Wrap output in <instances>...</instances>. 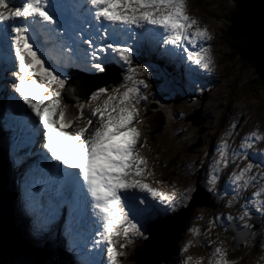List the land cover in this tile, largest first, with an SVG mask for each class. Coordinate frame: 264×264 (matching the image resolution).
<instances>
[{
  "label": "snow or ice",
  "instance_id": "1",
  "mask_svg": "<svg viewBox=\"0 0 264 264\" xmlns=\"http://www.w3.org/2000/svg\"><path fill=\"white\" fill-rule=\"evenodd\" d=\"M85 25L92 29L87 35ZM146 25L154 26L161 37L164 54L175 56L182 51L192 65L203 69L212 65L209 48L204 46L212 37L187 15L186 0H0L2 71L14 77L12 88L16 94L9 96L10 106L31 136L38 138L33 142L40 144L42 166L51 181L48 210L43 220L33 224V234L45 233L65 204L73 213H78L83 204L91 209L93 231L99 237L93 238L92 248L106 250L107 264H119L122 253L117 252V245L123 249L134 237L148 239L145 222L159 212L178 211V205L195 193V189H189L178 201L153 188L146 182L153 173L137 152L140 132L134 122L141 123L137 106L146 99L142 89L149 87L138 76L151 73L148 67L133 64V49L126 42H118L117 37L126 33L134 38L131 26L145 29ZM98 40L103 41L99 46ZM111 64L119 65L124 83L113 88L111 94L105 88L92 93L93 100L107 95L88 114L98 117L94 131H88L93 125L91 118L84 126L73 128L85 117V105L76 104V113L70 114L69 105L60 103L61 90L72 97V89L66 88L69 75L64 69L75 67L87 73L107 74ZM253 140H264V134L250 133L241 148H251ZM226 148V143L219 146L222 159L217 164H227ZM252 167L248 164L233 174L232 183L237 189H246L250 180H256L249 176ZM259 175L264 181V173ZM252 200L259 205L257 211L264 213V183ZM33 205L34 198L29 196L27 206L31 209ZM75 251L83 257L82 264H105L103 260L88 259L91 253L87 245ZM192 260L188 257L185 264ZM195 264L202 262L196 260ZM207 264L232 262L217 247Z\"/></svg>",
  "mask_w": 264,
  "mask_h": 264
},
{
  "label": "rangeland",
  "instance_id": "2",
  "mask_svg": "<svg viewBox=\"0 0 264 264\" xmlns=\"http://www.w3.org/2000/svg\"><path fill=\"white\" fill-rule=\"evenodd\" d=\"M186 5L187 15L196 19L198 25L202 28H206L212 37V39L207 41L204 46L209 48V56H211L213 63L208 69L201 70L199 76H196L195 74H186L185 76L180 75V77L170 72L169 69L171 67L162 66L164 73H160V71L157 69L156 71L158 75H156V71L154 69L155 66H148L151 74H142L138 76L139 79L145 80V82L149 85L148 89H142V95H144L146 97L145 100L148 101V99L153 98L151 96L153 93L152 89H156V92L153 93V96L158 99V104L164 111L163 114L167 116V127L165 128V132L163 134L158 135L157 138H153L151 135H149L146 126L141 125V123H136L137 125L135 126L140 132V143L138 142L141 152L140 154L147 160L148 171L153 173V175L150 176V179L148 178L146 180L147 183L150 185H163L171 178H180L183 182L181 181L179 183L183 184L181 187L184 188L186 192L189 189H195L196 182L199 180L198 175H201L202 180H199V182L203 184L208 191L211 189L210 192L213 196L216 195L214 198L217 202V207L208 208L206 206H197L194 209L193 215L188 220L181 239L177 242L178 249L168 264H175L180 261L181 246L183 242L186 241L188 233L191 234V227L189 223L195 218L196 220L200 218L202 223L199 222V229L197 228L195 232L192 233L193 235L191 234V237L188 236L191 240L189 244L190 257L193 253L202 252L203 250L207 249L208 247H205V244H207L206 239H211L210 248H222L226 252V256L229 260H236L237 264H260V262H264V259L259 257L257 259L260 260H255L254 257H258L260 253L264 252V243L262 241L264 240V215L262 212L257 211V207L259 205L256 201L252 200V195L254 192L258 191L261 184L264 183V181L260 180L259 175L264 173V168H262L263 156L261 155V153L264 152V148H262V150L257 149L256 153L251 156V158L253 157L251 160L249 157V155H251V150L247 149V151L241 152L238 147L240 145L239 143L242 141V138L248 136L250 133H260L262 131V134H264V81H258V75L256 74L255 69L252 68L248 63L243 62L240 59L238 52L237 54L234 53L233 46L226 39L231 25L230 15L235 8L233 0H186ZM178 60L179 59H176L175 61L173 60L171 62H178ZM4 66L5 65L3 62L1 68ZM3 74L5 75L6 73L3 72ZM186 76H191L197 80L194 88H189L188 86L185 87L183 85V78ZM1 77H3V75H1ZM171 79H175L180 84L179 87L173 86V81ZM209 80L210 82L212 80V82L217 81V83L220 82L223 83V85L225 84L223 86V91L220 93L215 92L214 89L208 90L209 84H206V82L210 83ZM123 81L124 80L113 86L111 89L123 84ZM94 83L96 82L94 81ZM111 83L113 82H110V84ZM80 89L81 91L85 90L83 89L82 85H80ZM176 90L182 92L180 95L183 97L187 95V100L178 96ZM111 92L112 90L106 91L107 94H111ZM177 99H180V102H176ZM100 101V98L99 100L91 99L89 103H86L84 109L85 114L88 115L94 109L93 107L95 104L103 103V101ZM60 102L61 104L66 103V98L64 95L62 98L60 97ZM206 103H209L212 107L217 105L215 112L213 111L214 113L211 114L209 109L204 106ZM144 105V100H142L137 106L139 110V119L140 114L143 118L142 113L144 111ZM231 110L233 111L229 112ZM196 112L200 115V119H197V121H200V123H196L190 118ZM227 113L228 115H226ZM225 116L227 117L226 120H224ZM87 119L88 117H86L84 120L75 122L74 125H82L83 123H86ZM93 124H95V121H93ZM146 124H149V122H146ZM202 128H204V130H202ZM222 131L224 133L226 132L225 140L230 144L227 150H225L224 159L227 161L226 165L224 163L215 164V158L210 155V143L213 140H218L220 132ZM3 132L5 131H3V129L0 127L1 143L4 142ZM229 132L232 133L231 136L227 135ZM260 143L262 145L261 141H257V144ZM8 147L9 144L6 143L5 149ZM234 152L236 155H233ZM259 154L260 157H257ZM21 155H17L16 157L18 158V156ZM220 157L221 156L218 155L219 161L222 159ZM8 159L10 160V152H8V155L5 158L7 163ZM191 159H194L195 162L192 163ZM207 160L211 161V168H208L209 165L207 166ZM248 164L253 165L249 176H255L256 180H250L246 189H237L236 185L231 183L232 190L230 191V189L227 187V182L232 181L233 174L246 167ZM216 166H218L217 170ZM7 169H9L8 164ZM214 169L218 171V175L215 173ZM12 173L14 174V172ZM159 175H162V177ZM210 179L212 180V183H209ZM245 179H248V177L246 176ZM253 181L256 182L255 187L253 186ZM0 182L2 183L1 176ZM223 192L229 193L223 194ZM192 195L193 194H189L187 200L180 203L178 208H181L183 205H187L192 199ZM205 197L206 196H204V198ZM252 202L254 204H252ZM4 208L5 203L0 195L1 218ZM220 211H224L226 218L229 216H233L234 218L231 221L226 219L218 224L216 223L215 219L219 213H221ZM245 212H247L246 216L244 215ZM255 214H257L262 220L259 228L257 230L253 229L246 242H244L240 248L234 250L232 243V239L234 237L231 235L227 236V225L229 223L235 222V226L238 229H243L245 227L252 228L255 226V223L251 221V218ZM204 215L207 216L209 220ZM237 215H242L244 217V222L238 221L235 218ZM154 219H151L143 224V229L145 230V235L147 237L148 223ZM10 220L14 226L18 227L19 220L13 217L11 213ZM19 225L21 228H23L22 223ZM1 226H3L2 223ZM217 226L218 228H216ZM63 228L65 229V225ZM258 230L259 232H257ZM205 231H207V233H205ZM28 234H31L27 233V238L31 242L33 235L28 236ZM144 240L145 239L141 237H134L132 242L129 243L126 248L122 249L119 247V250L122 253L120 257V263L136 264L134 253L139 245V242L141 241L143 244ZM3 241L5 242V239H3ZM192 250L194 252H192ZM8 253H11L13 257L10 263L7 264H34L28 256L23 255L19 251L14 252L13 249H10L8 250ZM16 253L21 254L25 260H27V263L19 260V257L16 256ZM151 258H153V256ZM161 264L165 263L162 262Z\"/></svg>",
  "mask_w": 264,
  "mask_h": 264
},
{
  "label": "water",
  "instance_id": "3",
  "mask_svg": "<svg viewBox=\"0 0 264 264\" xmlns=\"http://www.w3.org/2000/svg\"><path fill=\"white\" fill-rule=\"evenodd\" d=\"M235 4L234 10L231 12L230 20L231 25L228 31L230 38L236 42V49L240 55V59L248 63L255 69L256 74L260 82L264 81V0H233ZM111 67L108 68V70ZM108 74V73H107ZM104 76V75H102ZM78 78L76 75L73 80ZM70 81V84L73 82ZM119 79L108 84V81H104V85L111 87L117 84ZM98 85V84H97ZM98 86L92 88L86 93V97L73 98L69 97L66 93L67 101L74 104L82 100H86L89 94H91ZM176 102H180L177 99ZM194 122L200 123L197 119H200L199 113H194L190 117ZM204 188L197 184L195 193L193 194L194 200L189 207H183L171 214L164 220L152 223L147 228L148 239L143 242L142 252H148L149 257L152 259L143 260L145 258L140 255L139 264H161L162 262H169L177 242L182 236L185 226L187 224V217L194 211L196 206L204 204ZM215 197V196H209ZM206 198V197H205ZM211 206L210 203L205 204ZM181 211V212H180ZM180 212V213H179ZM179 213V214H178ZM226 231L227 236L231 235L234 238L233 249L237 250L240 245L246 242L248 234L244 229L235 228V223H230ZM232 228L237 229L235 236L232 235ZM198 244V243H197ZM165 253L164 255H161ZM141 259V260H140Z\"/></svg>",
  "mask_w": 264,
  "mask_h": 264
},
{
  "label": "bare ground",
  "instance_id": "4",
  "mask_svg": "<svg viewBox=\"0 0 264 264\" xmlns=\"http://www.w3.org/2000/svg\"><path fill=\"white\" fill-rule=\"evenodd\" d=\"M196 20V19H195ZM203 23H204V21H203ZM153 30H150V32H152ZM121 35H123V34H121ZM232 39V38H231ZM232 40H234V39H232ZM235 41V40H234ZM235 44H236V42H235ZM191 47V46H190ZM177 57H179V58H181V59H183V61L184 62H188L187 61V59H186V54H184L182 51H181V53L180 54H178L177 55ZM183 57V58H182ZM211 57V56H210ZM3 59V58H2ZM175 61V60H174ZM179 61V60H178ZM170 63H172V64H176V62H170ZM163 66V65H162ZM164 67V66H163ZM168 67H171V66H168ZM2 69L3 68H1V71H2ZM118 71H120V70H115L114 68H111V69H109L108 70V74L110 75V74H114L115 72H118ZM167 72V71H166ZM208 72V71H207ZM192 74H195L196 76H199V74H200V71L198 70V69H194L193 70V72H192ZM0 75H3V77L5 76L4 74H3V71L2 72H0ZM169 76V75H168ZM202 78V77H201ZM203 79V78H202ZM205 79H207V78H205ZM183 85L186 87V86H188L189 88H194L195 87V85H196V79L195 78H193V77H191V76H186L185 78H183ZM209 82H210V80H209ZM205 83V82H204ZM71 84H74V88H73V93L74 94H81V93H87L88 91H90L92 88H95V86L97 85V83H94V80H92V79H84V78H80V77H78L76 80H73V82L71 83ZM206 84H209L208 86H209V88H208V90H213L214 89V91L215 92H222L223 91V86L225 85H223V83H217V81L216 82H212V80H211V82L210 83H207L206 82ZM80 85H82V87H83V89H85L84 91H81V89H80ZM190 85V86H189ZM45 94H47V93H45ZM218 94V93H217ZM3 97L4 98H7V96H6V94L3 92ZM107 96L106 95H104V96H101L100 97V99H101V101H103L105 98H106ZM210 97H211V95H210ZM100 101V102H101ZM61 103V102H60ZM98 104H102V103H97V104H95L94 105V107L93 108H95ZM204 106H206L208 109H209V112L212 114V113H214L215 112V110H216V106L214 107H212L209 103H206V104H204ZM230 106V105H229ZM229 109V108H228ZM232 109V108H231ZM180 110V109H179ZM214 111V112H213ZM233 110H231V111H229V112H232ZM228 112V113H229ZM228 113L226 114V115H228ZM16 115H18V114H16ZM86 117H88V119L89 118H91L93 121H95V124H93V127H92V125L91 126H89V128H88V131L89 132H91V130H93L94 128H95V126H97V124H98V118H96V117H89L88 115H86L85 114V117L82 119V120H84ZM225 119L224 120H226L227 119V117L225 116L224 117ZM213 119V118H212ZM177 121V120H176ZM84 124L85 123H83L82 125H78V124H75V125H73V128L74 127H77V126H80V127H82V126H84ZM254 124H257V123H254ZM6 125V124H5ZM181 126V125H180ZM136 127V126H135ZM177 127V126H176ZM183 127V126H182ZM2 129H3V131H6V129H4L3 127H1ZM24 129V128H23ZM202 130H204V128H202ZM224 130V129H223ZM24 131H25V129H24ZM183 131V130H182ZM30 132V131H29ZM226 133V132H225ZM225 133L222 131V132H220V136H219V138H218V140H213L210 144H211V150H210V155L213 157V158H215V164H216V162L217 161H219V158H218V155H220V152L218 151V148H219V146L220 145H222V144H227V148L230 146V144L225 140L226 139V136H225ZM261 134H262V131L260 132ZM31 134V133H30ZM218 136V135H217ZM24 138H26V134H25V136H23ZM35 139H37L38 140V138H35ZM214 139V138H213ZM24 140V139H23ZM146 140V139H145ZM243 140H244V137L242 138V141L239 143L240 145H239V149L241 150V152H244V151H247V149H249V150H251L250 151V153H251V155H249V157H250V159L252 160V158H251V156L252 155H254V153H256V150L257 149H261L262 150V148H264V140H260L261 142H262V145H261V143L260 144H257V141H255V140H253L251 143H252V147L251 148H248L247 146H245L244 148H241V144H242V142H243ZM145 142V141H144ZM22 145V147H24V149H25V151L24 152H22V156L21 157H25V156H28V157H30V155H29V153L31 152V153H34V151H32V146L29 148L26 144H24V143H22L21 144ZM199 145V144H198ZM33 148H34V150H35V153H37L39 150H40V146H39V144H37V143H34L33 144ZM227 148L225 149V150H227ZM264 150V149H263ZM0 151H3V154H4V157H3V162H6L5 161V158H6V156L8 155V151H7V149H5V148H2V150H0ZM30 153V154H31ZM34 153V154H35ZM139 155H141L140 153H139ZM260 155V154H259ZM221 158V157H220ZM256 158V157H255ZM17 160L19 159L20 160V157L19 158H16ZM256 160V159H255ZM191 161H192V163H194L195 162V160L194 159H191ZM258 161V160H257ZM262 161H264V156H263V160ZM182 162V161H181ZM180 162V163H181ZM188 162V161H187ZM260 162V161H259ZM183 163V162H182ZM186 163V162H185ZM207 166H208V168H211L212 167V163H211V161L210 160H207ZM263 163V166H262V168H264V162H262ZM5 164V163H4ZM220 164V163H219ZM12 165H14L13 163H12ZM24 165V164H23ZM222 166V165H221ZM217 168H218V166H216V170H217ZM25 170V166H23L22 167V172ZM215 170V173H217V175H218V171H216ZM221 170V169H220ZM257 172V171H256ZM258 173V172H257ZM217 175H215V176H217ZM13 176H16V177H21V176H18V174H16V172H14V174H13ZM198 178H199V180H202V176L201 175H198ZM221 178V177H220ZM199 180L196 182V185L197 184H199V185H201V186H203V188H204V191H205V193H204V196H206V198H204V204L203 205H200V206H206V207H208V208H215V207H217V202H216V200H215V198L214 197H209V196H213L212 195V193L210 192V191H208L205 187H204V185L203 184H201L200 182H199ZM182 180L180 179V178H175V179H173V178H171V179H169V181L167 182V183H165V184H163V185H151L153 188H155V189H157L158 191H160V192H163V193H165V194H167V195H173V196H175L176 197V199L178 200V201H180L181 200V197H182V195H183V193H185V190H184V188H182L181 186L183 185L182 183H179V182H181ZM183 182V181H182ZM179 183V184H178ZM185 183V182H184ZM228 183V185H227V187L230 189V191L232 190V185H231V183H232V181H230V182H227ZM253 183H254V187H255V184H256V182L255 181H253ZM25 185L27 186V187H29L30 189H33V190H35V189H37L36 187H34V186H30L29 184H27L26 182H25ZM220 185V184H219ZM225 185V184H224ZM223 188V187H222ZM195 189H196V187H195ZM221 189V188H220ZM228 190V189H227ZM229 191V192H230ZM227 192V191H226ZM228 192V193H229ZM228 193H225V192H223V194H228ZM194 194V193H193ZM194 198V196L192 195V199L188 202V204L187 205H183V206H181V208H183V207H189V206H191L192 204V202H193V199ZM206 199V200H205ZM149 200H150V198H149ZM151 202V201H150ZM207 203H210L211 204V206H207V205H205V204H207ZM252 204H254L253 202H252ZM199 206V207H200ZM64 207L67 209V214H69L70 213V209H69V207H68V205L67 204H65L64 205ZM160 208H163L164 206L163 205H161V206H159ZM197 207V206H196ZM202 209V208H201ZM80 211H82V212H86V208L84 207V205L83 204H81V206H80V210H79V212L78 213H70V216L72 217V219L74 220V223L76 224V225H82V224H84V225H87V230H86V233H85V235L83 236V237H86L87 235H88V233H93L94 231H93V229L95 228V225L94 224H92L91 225V223L89 222V218H87V217H85V216H79L80 214ZM181 212V211H180ZM179 212V213H180ZM205 212H208V211H205ZM221 213H219V215L216 217V219H215V221H216V223H218V224H220L221 223V221H224V220H226L227 218H226V216L224 215V211H220ZM223 212V213H222ZM170 213H173V212H169V214ZM178 213V214H179ZM201 213V212H200ZM208 213H210V212H208ZM164 216L165 215V213H163V212H159V214L157 215V216H162V215ZM263 215H264V213H262ZM192 215H193V212H191L190 213V215L187 217V222H188V220L192 217ZM202 215V214H201ZM211 215H213V214H211ZM156 216V217H157ZM205 216V215H204ZM242 215H237L235 218L238 220V221H240V222H244L243 221V219H244V217H243V219L241 220V217ZM35 217V216H34ZM205 217H207V216H205ZM240 218V220H239V218ZM232 218H234L233 216H232ZM35 219V218H34ZM205 219V218H204ZM207 219H208V217H207ZM209 220V219H208ZM212 220V219H211ZM251 221H253L254 223H255V226L254 227H252V228H249V227H245V228H243L244 230H245V232L248 234V236L246 237V240H247V238L249 237V235L251 234V232H252V230L254 229V230H257L258 228H259V226H260V224H261V219L259 218V216L257 215V214H255L252 218H251ZM202 223V220H200V218H198L197 220H196V218L195 219H192L191 221H190V223H189V225H190V227H191V229H190V232H191V234L192 233H194L195 232V230L198 228V223ZM212 222H214V221H212ZM60 223H63V221H61ZM211 223V222H210ZM233 223V222H232ZM235 223V222H234ZM34 224V221H32V220H29V225H33ZM203 224H205V223H203ZM209 224V223H208ZM230 224V223H229ZM228 224V225H229ZM236 224V223H235ZM227 225V226H228ZM202 227V226H201ZM205 227H207V226H205ZM211 227V226H210ZM84 227L82 226V229H83ZM212 228V227H211ZM216 228H218V226L216 227ZM229 227H227V229H228ZM235 228H237L236 226H235ZM235 228H232V230H233V232H231L232 233V235H234L235 236V234H236V232L238 231L237 229H235ZM199 229V228H198ZM202 229V228H201ZM227 229H226V231H227ZM194 230V231H193ZM208 230H209V228H208ZM29 231H31L30 229H29ZM199 231V230H198ZM217 231V230H216ZM219 232H220V230H219ZM257 232H259V230L257 231ZM257 232H256V234H257ZM196 233H197V231H196ZM205 233H207V231H205ZM191 234H189L188 233V235H187V237H186V241H184L183 242V244H182V246H181V250H180V254H181V258H180V261H178L177 263H175V264H185V262L186 261H188V257H190V254H189V244H190V242H191V240L189 239V237H191ZM69 236L68 237H70V239H74V243H73V245H71V246H69L68 244H69V241H68V238H67V254L69 255V256H67V258H70V257H73L75 254H76V251H75V249H76V237H75V235H74V237L72 236V235H70V232H69V234H68ZM193 235V234H192ZM214 235V234H213ZM213 235H211V236H213ZM28 236H31V235H29L28 234ZM189 236V237H188ZM263 236V235H262ZM81 240V238H77V241H80ZM211 240V239H210ZM210 240H208V239H206V241H207V244H205V247H208L207 249H205V250H203L202 252H196V253H193V254H191V257L193 258V260H192V262H191V264H195V261L196 260H200L201 262H202V264H207V262H208V260L210 259V258H212V252L211 251H213L214 249H212V248H210ZM66 241V240H65ZM145 241V240H144ZM143 241V242H144ZM213 241V240H212ZM263 241V243H264V240H262ZM209 243V244H208ZM84 245H87V242H85L84 244H83V246ZM82 246V247H83ZM88 246V245H87ZM139 246V245H138ZM142 246H143V244L141 245V247H140V249L139 250H137V248H136V251H135V253H134V258L136 259V264H139V258H140V255H143L145 258H142L143 260H146L148 257H149V253L147 252H142ZM81 247V248H82ZM212 247V246H211ZM217 248V247H216ZM116 250H117V252H119V253H121L120 252V250H119V246L117 245V248H116ZM192 252H194L193 250H192ZM91 253V252H90ZM165 253H163V254H161V255H164ZM78 256L82 259V261H83V257L81 256V255H79L78 254ZM13 257V256H12ZM259 257H262L263 259H264V252H262V253H260L259 254V256L258 257H254V259L255 260H260V259H257V258H259ZM67 258H65L64 259V261L65 262H67ZM151 258V257H150ZM89 259H94V258H89ZM152 259V258H151ZM228 259V258H227ZM141 260V259H140ZM229 260V259H228ZM170 261V260H169ZM230 262H232V264H237V261L236 260H229ZM163 263H165V264H168L169 262H163ZM264 264V262H260V264ZM107 264V263H106ZM119 264H121L120 263V260H119Z\"/></svg>",
  "mask_w": 264,
  "mask_h": 264
},
{
  "label": "trees",
  "instance_id": "5",
  "mask_svg": "<svg viewBox=\"0 0 264 264\" xmlns=\"http://www.w3.org/2000/svg\"><path fill=\"white\" fill-rule=\"evenodd\" d=\"M226 39L233 46L234 53L237 54V50L235 48L236 47L235 41L234 40L232 41L228 35H227ZM136 60L138 63H140V65L142 67H146V66L148 67L147 62H146L147 61L146 58H142V57L137 56ZM156 66L154 68L155 71L158 69L160 71V73H164L162 66H159L158 64H156ZM156 75H158L157 71H156ZM257 79H258V77H257ZM258 81H259V79H258ZM173 83H174V81H173ZM152 90H153L152 91L153 93L156 92V89H152ZM153 93L151 94V96L153 98L152 99L150 98V99H148V101H145L146 102L144 105V114L145 115H143V119H145V125L148 128L147 130H148L149 135H151L153 138H157L158 135L162 134L165 131V128L167 127V125H166V123H167L166 117L167 116H165L163 114L164 111L161 109L160 105L158 104V99L155 96H153ZM153 99H154V101H153ZM146 122H149V124H146ZM2 148L3 147H0V150H2ZM4 167H5V170H2V171H7L6 170L7 169V161H6ZM159 176L162 177V175H159ZM1 179H2V183L0 182V185L1 186L4 185V188L6 189V193L10 199L11 193H10L9 186H8L9 184L6 187L8 179H7V177H5L3 175L1 176ZM4 203H5V208L3 209V212L1 214L2 218L11 223L10 206H9L8 202L4 201ZM141 245H142V242L140 241L139 246L137 247V250L140 249ZM6 246L10 247V245L8 243L6 245L3 240H0V264H2V263L7 264L8 257H6V254H5V247ZM45 250H47V251L38 249V248H36V246H33V245L28 246V251L30 253L34 254L35 261L39 262L40 264H58L56 262L57 258H55L56 254H55L54 250L51 249L50 247L45 248ZM49 252L51 253V255Z\"/></svg>",
  "mask_w": 264,
  "mask_h": 264
}]
</instances>
